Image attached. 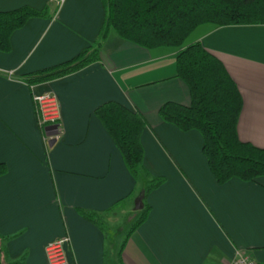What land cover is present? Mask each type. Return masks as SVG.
I'll return each instance as SVG.
<instances>
[{
    "label": "crops",
    "instance_id": "1",
    "mask_svg": "<svg viewBox=\"0 0 264 264\" xmlns=\"http://www.w3.org/2000/svg\"><path fill=\"white\" fill-rule=\"evenodd\" d=\"M49 3L58 5L54 18H29L10 35V50L0 51V163L6 166L0 235L9 237L0 242L3 261L48 264L45 245L67 235V264H110V235L135 213L134 199L148 180L144 172L136 181L131 177L94 115L112 100L145 116L143 165L165 178L148 194V216L125 234L113 264H228L239 252L264 264V177L219 185L202 153L201 134L181 131L158 114L166 101L190 103L188 87L174 76L178 48L146 49L110 30L97 62L29 87L23 75L76 57L96 40L104 20L102 0H0V12L41 10ZM195 41L238 86L239 139L264 148V24L207 23L185 44ZM36 92L59 100L52 145L37 122ZM78 209L98 213L103 227ZM118 214L126 215L115 227Z\"/></svg>",
    "mask_w": 264,
    "mask_h": 264
},
{
    "label": "trees",
    "instance_id": "2",
    "mask_svg": "<svg viewBox=\"0 0 264 264\" xmlns=\"http://www.w3.org/2000/svg\"><path fill=\"white\" fill-rule=\"evenodd\" d=\"M102 4L104 20L98 37L89 47L65 63L25 74L21 80L31 87L70 75L97 62L110 30L146 49L178 48L174 76L188 87L190 103L166 101L158 109L160 118L181 131L196 130L201 134L202 153L219 185L232 178L255 181L264 177V148L238 137L237 121L242 109L238 86L223 63L200 42L185 44L190 34L203 24H264V0H102ZM57 8L58 5L49 3L41 10L23 6L0 12V51L10 50V35L29 18L52 19ZM94 115L114 142L131 177L136 181L142 172L148 177L140 193L142 208L135 211L137 218L126 234L129 236L148 216V194L163 184L165 178L152 176L143 165L141 134L148 122L139 110H131L110 100L97 106ZM5 173L6 166L0 163V176ZM78 213L103 227L98 213L81 209ZM8 238L0 235V242ZM3 255L0 246V264H13L5 263Z\"/></svg>",
    "mask_w": 264,
    "mask_h": 264
},
{
    "label": "built area",
    "instance_id": "3",
    "mask_svg": "<svg viewBox=\"0 0 264 264\" xmlns=\"http://www.w3.org/2000/svg\"><path fill=\"white\" fill-rule=\"evenodd\" d=\"M62 0H58V3ZM32 100L37 117L38 125L45 132V139H53L58 132L60 119V105L57 96L52 92H36L32 94ZM56 126V133L48 135L45 130L48 126ZM57 137V136H56ZM69 237L63 235L60 238L49 241L45 245V255L48 264H67L68 262ZM228 264H256L248 252L237 253Z\"/></svg>",
    "mask_w": 264,
    "mask_h": 264
},
{
    "label": "rangeland",
    "instance_id": "4",
    "mask_svg": "<svg viewBox=\"0 0 264 264\" xmlns=\"http://www.w3.org/2000/svg\"><path fill=\"white\" fill-rule=\"evenodd\" d=\"M135 199L133 202V207L135 204ZM125 215L126 214H123V215L118 214L117 215L116 221L113 222L115 227L123 221ZM136 218H137V214H135L134 212H131L130 215H127L125 217V220L120 224V226L115 231H113L112 234L110 235V238H109V240H110V264H113V261H116L115 257H116L117 250H118L123 238L125 237V234L129 230L130 226L135 222Z\"/></svg>",
    "mask_w": 264,
    "mask_h": 264
},
{
    "label": "water",
    "instance_id": "5",
    "mask_svg": "<svg viewBox=\"0 0 264 264\" xmlns=\"http://www.w3.org/2000/svg\"><path fill=\"white\" fill-rule=\"evenodd\" d=\"M55 129H56V126L54 125V126L46 127L45 130L48 132V135L51 136L56 133ZM48 142H49V145H52L54 143V139H50ZM133 208L135 211L141 210L142 208V195L141 194L138 195L137 198L135 199V204Z\"/></svg>",
    "mask_w": 264,
    "mask_h": 264
}]
</instances>
